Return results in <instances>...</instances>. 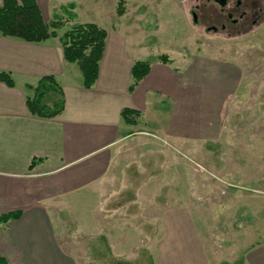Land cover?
<instances>
[{
	"label": "rangeland",
	"instance_id": "obj_1",
	"mask_svg": "<svg viewBox=\"0 0 264 264\" xmlns=\"http://www.w3.org/2000/svg\"><path fill=\"white\" fill-rule=\"evenodd\" d=\"M117 3L51 0L49 8L63 6V27L69 11L79 22L113 25ZM216 12L207 0H124L119 24L151 54L184 69L217 66L236 83L217 140L186 147L137 129L115 147L104 180L55 205L63 248L79 264H156L162 218L173 210L190 213L210 264H242L264 243V18L227 33Z\"/></svg>",
	"mask_w": 264,
	"mask_h": 264
},
{
	"label": "crops",
	"instance_id": "obj_2",
	"mask_svg": "<svg viewBox=\"0 0 264 264\" xmlns=\"http://www.w3.org/2000/svg\"><path fill=\"white\" fill-rule=\"evenodd\" d=\"M50 1L36 0L47 23L63 8L50 7L48 17ZM117 18L113 25L93 21L107 35L98 77L89 89L77 64L63 58L59 38L72 21L40 43L0 34V73L13 82L12 87L0 82V218L19 214L0 221L4 264H79L63 248L55 205L104 180L115 147L137 129L186 147L214 142L222 134V106L236 82L222 78L217 66L184 69L168 54L170 63L158 61L161 54H151L142 38L120 26L123 16ZM138 61H148L150 68L130 90ZM45 76L63 91L64 108L54 118L32 116L26 106V97ZM124 108L141 114L138 125L124 123ZM162 227L166 235L156 264H210L190 213H165ZM242 264H264V243L248 251Z\"/></svg>",
	"mask_w": 264,
	"mask_h": 264
},
{
	"label": "trees",
	"instance_id": "obj_3",
	"mask_svg": "<svg viewBox=\"0 0 264 264\" xmlns=\"http://www.w3.org/2000/svg\"><path fill=\"white\" fill-rule=\"evenodd\" d=\"M73 5H69L73 9ZM66 13V10H64ZM124 0H118L116 14L123 15ZM68 21L73 24L59 38L63 58L68 63H76L82 75V85L89 89L98 77L99 62L102 58L106 39V30L94 23H81L76 21L73 11L66 13ZM66 22L63 16L56 14L49 23L42 19L36 0H3L0 6V34L4 37L18 38L26 42L40 43L49 38L56 37V31L63 27ZM158 61L170 63L167 55H160ZM150 68L148 61L135 62L131 69L132 83L130 90L146 76ZM0 82L8 87L13 86V82L8 74L0 73ZM32 96L26 97V106L32 116L39 118H54L58 116L64 108V96L61 87L53 77L45 76L41 78L32 89ZM49 96H54L48 100ZM124 123L128 125H138L141 114L138 111L124 108L121 111ZM37 160H33L30 169L33 168ZM18 213L7 214L0 218V221L17 219ZM0 264H4L0 262Z\"/></svg>",
	"mask_w": 264,
	"mask_h": 264
},
{
	"label": "flooded vegetation",
	"instance_id": "obj_4",
	"mask_svg": "<svg viewBox=\"0 0 264 264\" xmlns=\"http://www.w3.org/2000/svg\"><path fill=\"white\" fill-rule=\"evenodd\" d=\"M207 1L218 7V12L215 13V23L227 33L246 31L250 25H254L264 18V5H261V0H225L222 4L215 0ZM262 1L264 2V0ZM193 14L195 13L192 12ZM193 22L197 23V17ZM209 29L217 30L215 27Z\"/></svg>",
	"mask_w": 264,
	"mask_h": 264
},
{
	"label": "water",
	"instance_id": "obj_5",
	"mask_svg": "<svg viewBox=\"0 0 264 264\" xmlns=\"http://www.w3.org/2000/svg\"><path fill=\"white\" fill-rule=\"evenodd\" d=\"M215 1L218 2V3H220V4H222L225 0H215ZM192 17H193V20L195 21L196 15L193 14Z\"/></svg>",
	"mask_w": 264,
	"mask_h": 264
}]
</instances>
